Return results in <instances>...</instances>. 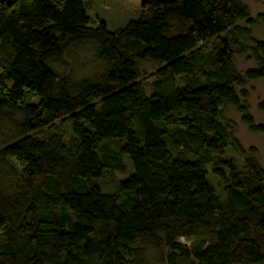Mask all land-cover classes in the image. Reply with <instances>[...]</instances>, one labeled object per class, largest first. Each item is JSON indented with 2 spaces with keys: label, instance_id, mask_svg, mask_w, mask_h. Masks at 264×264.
Segmentation results:
<instances>
[{
  "label": "trees",
  "instance_id": "1",
  "mask_svg": "<svg viewBox=\"0 0 264 264\" xmlns=\"http://www.w3.org/2000/svg\"><path fill=\"white\" fill-rule=\"evenodd\" d=\"M93 2L0 3V264H145L139 242L164 264H264V168L225 157L245 152L221 118L264 133L245 89L264 80V13L129 0L138 17L110 30L88 24ZM86 43L104 66L76 82L66 50Z\"/></svg>",
  "mask_w": 264,
  "mask_h": 264
},
{
  "label": "rangeland",
  "instance_id": "2",
  "mask_svg": "<svg viewBox=\"0 0 264 264\" xmlns=\"http://www.w3.org/2000/svg\"><path fill=\"white\" fill-rule=\"evenodd\" d=\"M242 2L247 6L251 16L254 17L259 13H264V0H242ZM87 14L90 18L88 22L90 26H94L98 20H103L108 29L113 30L125 26L129 20L136 19L139 15V8L129 0H94ZM251 34L255 39L264 41V25L261 23L255 24ZM66 55L73 68L74 81L92 79L101 74L104 64L95 56V46L93 44L72 45L66 50ZM253 65L254 63L245 57L236 56L234 59V68L238 72H243ZM245 89L248 93L249 112L254 122L264 123V113L257 106L259 101L264 99V80L249 81L246 83ZM37 101L36 98L33 100L34 103ZM221 118L222 121L233 125L231 135L238 140L245 152L244 155H239L231 148H227L225 157L232 158L238 165H242L246 156L253 155L259 166L264 168V133H251L241 121L240 114L233 107L222 109ZM20 120V116L8 114V119L2 124L1 145L16 138L14 123ZM12 162L17 166L19 165L13 158ZM124 162L127 171L116 173L117 178L126 177L131 169L126 158ZM213 179L215 180V178ZM109 185L114 186L110 181ZM182 241L188 245L190 243V241ZM135 248L145 264H164L163 256L154 245L139 242L135 244Z\"/></svg>",
  "mask_w": 264,
  "mask_h": 264
},
{
  "label": "water",
  "instance_id": "3",
  "mask_svg": "<svg viewBox=\"0 0 264 264\" xmlns=\"http://www.w3.org/2000/svg\"><path fill=\"white\" fill-rule=\"evenodd\" d=\"M11 2V0H0V3H7L9 4Z\"/></svg>",
  "mask_w": 264,
  "mask_h": 264
}]
</instances>
